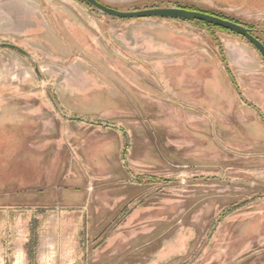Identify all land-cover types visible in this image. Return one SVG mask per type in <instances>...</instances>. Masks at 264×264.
I'll use <instances>...</instances> for the list:
<instances>
[{"label":"rangeland","instance_id":"obj_1","mask_svg":"<svg viewBox=\"0 0 264 264\" xmlns=\"http://www.w3.org/2000/svg\"><path fill=\"white\" fill-rule=\"evenodd\" d=\"M99 1L214 11L264 42V0ZM43 7L0 33L20 47L0 46V264H264V80L231 63L246 47L264 69L259 50L198 21Z\"/></svg>","mask_w":264,"mask_h":264},{"label":"crops","instance_id":"obj_2","mask_svg":"<svg viewBox=\"0 0 264 264\" xmlns=\"http://www.w3.org/2000/svg\"><path fill=\"white\" fill-rule=\"evenodd\" d=\"M249 3L250 2L243 1L238 4L244 6ZM45 4L46 0H0V33L14 35L19 31L24 33L36 30L39 26L38 22H41L43 18H45V15H47V13L43 11V6ZM231 63L236 71H240L243 76L251 78L250 85H252L251 81L258 82L257 85H259V82L264 80V78L259 76H252L256 74L255 72H261V74L264 75V69L261 66L255 67L254 62L247 55L246 47H234ZM8 123H11L9 119L6 120L5 124ZM1 125L0 123V126ZM4 131L6 132L3 133L11 134L10 131ZM1 143L2 141H0V149Z\"/></svg>","mask_w":264,"mask_h":264},{"label":"water","instance_id":"obj_3","mask_svg":"<svg viewBox=\"0 0 264 264\" xmlns=\"http://www.w3.org/2000/svg\"><path fill=\"white\" fill-rule=\"evenodd\" d=\"M91 4L94 10H98L107 15H111L117 18H144V17H162L171 19H180L187 21H204L209 24H213L218 27H222L231 32H235L245 37L250 43H252L262 54L264 58V42L254 35L248 27L245 25L232 21L230 19L223 18L221 16L202 11L188 9L180 6H157L147 7L136 10H121L110 5L104 4L99 0H84ZM0 46L13 47L20 49L19 46L11 43L0 42Z\"/></svg>","mask_w":264,"mask_h":264},{"label":"trees","instance_id":"obj_4","mask_svg":"<svg viewBox=\"0 0 264 264\" xmlns=\"http://www.w3.org/2000/svg\"><path fill=\"white\" fill-rule=\"evenodd\" d=\"M84 1V0H83ZM85 3H87V4H89L88 2H86V1H84ZM90 6H92L91 4H89ZM108 5V4H107ZM177 6H180V7H185V8H188V9H194V10H202V9H200V8H196V7H192V6H187V5H177ZM202 11H206V12H209V13H212V14H215V15H218V16H221V17H223V18H226V19H230V20H232V21H235V22H238V23H241V24H243L242 22H240L239 20H236V19H233V18H231V17H229V16H226L225 14H221V13H218V12H214V11H207V10H202ZM193 21H198V20H193ZM198 22H202V23H204V24H207V25H209V26H215V25H213V24H209V23H206V22H204V21H198ZM243 25H245L246 27H248L246 24H243ZM220 28H222V27H220ZM249 29H250V31L254 34V32H253V29L251 28V27H248ZM222 29H224V28H222ZM225 30H227V29H225ZM227 31H229V30H227ZM255 35V34H254ZM257 36V35H256ZM258 37V36H257ZM259 38V37H258ZM260 39V38H259Z\"/></svg>","mask_w":264,"mask_h":264},{"label":"flooded vegetation","instance_id":"obj_5","mask_svg":"<svg viewBox=\"0 0 264 264\" xmlns=\"http://www.w3.org/2000/svg\"><path fill=\"white\" fill-rule=\"evenodd\" d=\"M37 73H38V71H37Z\"/></svg>","mask_w":264,"mask_h":264}]
</instances>
